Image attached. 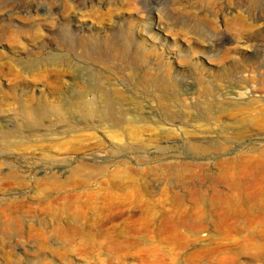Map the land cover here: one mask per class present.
<instances>
[{
    "label": "rangeland",
    "instance_id": "1",
    "mask_svg": "<svg viewBox=\"0 0 264 264\" xmlns=\"http://www.w3.org/2000/svg\"><path fill=\"white\" fill-rule=\"evenodd\" d=\"M262 57L264 0H0V131L9 132H0V199L5 198L0 202L44 204L43 194L36 191L41 183H31L34 187L27 191L3 175L7 167L30 169L33 176L84 160L116 162L109 170L116 169L114 182L131 187L125 189L126 201L141 196L151 207L104 212L101 227L94 228L98 238L91 234L87 241L56 232L60 224L75 228L64 213L45 218L46 226L34 224L41 232L34 244L24 240L22 246L0 249V264H264V215L236 223L186 217L178 229L164 228L171 220L159 213L179 192L172 185L177 181L158 178L161 187L156 189L153 180L142 183L137 172L149 165L159 175L167 164L183 161L214 167L213 161L244 152L249 142L257 141L247 133L226 149L212 147L215 139L233 136L238 125L224 126L230 117L210 101L225 85L232 96L247 92L241 99L247 98L251 91L246 87L263 82L264 67L252 63ZM161 94L165 98L160 103ZM104 99L133 121L116 127L89 116L84 103L100 108ZM38 103L55 105L62 118L55 121L52 114L35 129L22 122L21 111ZM135 124L133 139L126 131ZM192 140L201 141L204 149L190 147ZM123 141L130 145L125 153L118 149ZM121 154L128 165L118 163ZM199 173L188 172L186 181L198 182L196 190L208 192L210 183L200 180ZM104 176L74 189L100 190ZM58 200L55 206L62 202ZM71 201L69 205L76 203L75 196Z\"/></svg>",
    "mask_w": 264,
    "mask_h": 264
},
{
    "label": "bare ground",
    "instance_id": "2",
    "mask_svg": "<svg viewBox=\"0 0 264 264\" xmlns=\"http://www.w3.org/2000/svg\"><path fill=\"white\" fill-rule=\"evenodd\" d=\"M252 63L253 65L255 64L256 67L258 68L264 67V57L260 59H256ZM260 80L263 81L260 83V85L253 86L254 84H252L250 87L248 88L246 87V90L249 89L251 91L248 93H251V94L245 99H241L242 98L241 95L245 92H237V96L236 95L232 96V94L228 91L231 88L228 89L225 85L224 89L221 88L222 90L220 92H216L215 93L216 95H212L213 100L210 101L212 105H215L217 103V104H220L221 107H224V111H226L225 113H227V116L230 117L231 119L230 121L223 120L222 124H224V126L228 124H236L238 125V129L234 133L233 136H226L224 139H222V141L215 139L214 140L215 143H211V144L208 143V144H210L215 149H226L227 147H230V144L231 142L234 141V139L240 140L244 138L245 136H247V133L248 134L251 133L250 135L254 136V140L256 139L257 141L249 142L247 146H245L246 149L243 150L244 152H242V150H239L238 152L235 151L234 156H230V157L219 159L217 161H213V163L215 164L214 167H212L211 163H203V162L202 163L199 162L197 164L194 163V166H190L193 164L188 163V162L186 163L184 161H183L184 163L181 162L179 164L169 163L166 165L167 167L166 169H164V172H158L159 175H157L156 171L158 169H155V167L152 168L151 166L149 167L148 165L142 168L140 164L143 163L142 162L143 160L137 163L139 165L135 164V167L136 165L141 167V169L137 171L139 178L141 179V182L142 181L147 182L149 180L151 181L153 180L154 182L153 187L156 189H160L161 187V185H159L160 182L158 178H162V179L164 178V180L171 178L177 181V182H174L172 180L174 183L172 185L178 188L179 192L178 193L176 192V195L174 197L169 198L170 207L168 209L164 208L159 213V217L165 219V221L166 219L171 220V225L165 226L164 228L178 229L180 227L181 222L183 221L182 219L186 217L189 218L188 220H190V218L192 219L193 218H196V219L197 218L199 219L200 218H216V219H223V220L233 219L235 220V223H236L238 219H243V217L264 215V143H260L261 141L260 139H263L264 141V95L262 94V91H264V78L261 76ZM252 81L253 80H251V82ZM160 82H162V80ZM246 83L248 85V82ZM204 90L207 91V89H204ZM245 94H247V92ZM159 97L160 99L159 98L158 99L160 100L159 102L161 103V100H163L165 97L163 94L159 95ZM212 105H209V106L211 107ZM84 106L86 107V111L88 112L89 116L90 115L97 116L98 117L97 119L99 121H109L112 125L116 127L122 126L123 123L127 120L133 121V118H129L127 116L128 114L125 111H121V110L117 111L115 109V106L111 102H109V100H106V99L103 100V104L100 108L92 107L88 103H84ZM52 114L54 116L55 121L62 118V114H59L58 108L55 105L48 104V103L46 104L38 103L32 107H25L21 111V118H22L21 120L22 122L26 123L33 129H35L36 126H39L42 123V121L47 120L48 117ZM171 117L169 118L171 119ZM196 125L200 126V125H204V123L203 124L196 123ZM137 130H138V127L135 124L126 131V134L130 138H133V139L137 138L135 136ZM0 132L2 135H6L9 133L8 130H2ZM113 135H116V134H113ZM200 142H196L192 140L189 142V145L193 149L195 148L197 150L198 149L202 150L204 149V145ZM122 144L125 147L123 146L121 147L118 144L119 146L118 149L120 151H124L125 153L126 152L125 148H127L129 144L127 141L125 142L123 141ZM193 152H196V151L193 150ZM203 152L205 151L203 150ZM123 154H121L122 156L118 160V163H122L126 165L127 162H129V160L126 157H123ZM114 163L116 162L93 161V162L87 163L84 160H81L76 165H73V166H68L66 164L60 165L57 170H55L54 168L53 169L49 168L45 170L44 172H42V174H36L37 173L36 172L33 174V176H32V170L30 169H20L15 166L7 167L4 170L3 175L25 186V188H27V191L31 188V186L34 187V185H31V183H34V184L39 183V185L41 183L40 188L39 189L36 188L37 189L36 191L40 190L41 193L43 194L42 198L44 200V204L42 205L36 204L37 206L36 205L32 206L26 203L27 202L26 199H25L26 201L20 200V199L19 200L11 199V200H7L4 202H0V249L5 248V247L7 248L18 247L24 243V240H26L25 243H27L28 245L30 243L34 244L35 242L34 237L36 238L37 234L40 235L41 233V232L40 233L38 232L39 228H37V226L35 227L34 224L36 223L44 224L46 222L44 221L45 218L49 219L51 217L53 218V217H59V216L61 218V215L63 213L65 217H67V220L69 219L70 220L69 222L73 224L75 228L74 229L71 228L68 230L69 228L68 224L67 226L64 225L66 226V229L61 227L60 226L61 224H60L57 226L56 232H60V233L64 232L63 234H65L64 236L66 237L71 236V235H77L82 238L85 237V240L87 241L91 239V234L92 235L94 234V232L96 231L95 229L101 227V220L105 217V214L108 215L111 212V210L115 207L117 208L119 206H126L127 208H130V209L132 207H134L135 209L138 207L142 211H149L151 208L150 207L148 209V206H150L149 204L150 200L149 201L147 199L145 200L144 197L140 198L141 196L140 197L138 196L139 198L137 199V201H126V197L128 196L129 193L126 196L125 189L128 186L117 184L116 183L117 181L114 182L116 179L115 180L113 179L115 176L113 171L116 169L114 168V170L112 169L109 170L110 166ZM212 168H215V169L211 171ZM199 171H200L199 175L202 174L201 175L202 177L200 176V180L202 178V180H205L206 182L210 183L209 191L207 190L208 192H204V190H196V185H197L196 183L198 182L195 183V182H192V180L191 182L186 181V178L189 175L188 172L191 174L193 172L198 173ZM100 174H105L103 178V185L102 186L98 185L99 188H101L100 190L103 189L102 191H104V192L101 191L102 194H100V190L98 189L93 190V192L84 190V189L81 191L74 189V186L80 183L89 184L91 180L95 179ZM70 175H74L75 178L69 181H66V182H64L61 179V178H66ZM195 177H198V176H195ZM2 178L3 176L0 175V185H1ZM168 181L169 180H167V182ZM142 183H145V182H142ZM197 186L199 187V185ZM137 187L135 188L138 189ZM128 188L131 189V187H128ZM143 190H146V189L143 188ZM187 190L191 191L190 193H192L190 198H186ZM50 191H53L55 194L51 195L49 193ZM75 191L77 194H73L75 193ZM130 194L132 195V192H130ZM74 196L76 199L75 201L76 203L69 205L71 202H73L71 201V199ZM145 198H148V197H145ZM3 199H5L4 196L0 199V201H2ZM58 199H62L60 200L62 202L59 204V206H55L56 204H54V202L55 200L57 201ZM159 203H161V201ZM159 205L161 206V204ZM157 211H154V213ZM111 220H113V218ZM193 221H197V220L193 219ZM118 224L116 225L118 226ZM45 226H46V223H45ZM134 226L136 227V225ZM47 227H48V222H47ZM215 227L217 228V226ZM106 229H107V226H106ZM45 234L46 236H48V234H51V233L46 232ZM56 238L58 237L56 236ZM46 239L47 237H45V240ZM51 239L53 241L55 240L54 238H51ZM52 240H50L49 242H51ZM83 242L85 243L84 239H83ZM84 243L82 244L84 245ZM93 244L94 243L92 241V245ZM46 245L47 243L45 242V245H43V247ZM48 246L50 245L48 244Z\"/></svg>",
    "mask_w": 264,
    "mask_h": 264
}]
</instances>
